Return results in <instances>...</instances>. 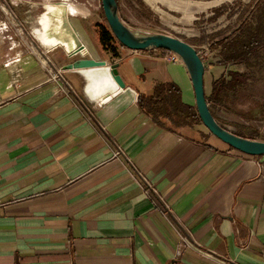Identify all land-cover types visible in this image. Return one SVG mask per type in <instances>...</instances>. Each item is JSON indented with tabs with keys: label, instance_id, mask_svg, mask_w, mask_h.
Here are the masks:
<instances>
[{
	"label": "crops",
	"instance_id": "1",
	"mask_svg": "<svg viewBox=\"0 0 264 264\" xmlns=\"http://www.w3.org/2000/svg\"><path fill=\"white\" fill-rule=\"evenodd\" d=\"M143 1L189 9L184 0ZM3 8L0 0V264H264V156L202 125L205 141L171 132L140 106L157 83L195 106L182 62L124 47L111 59L81 36L86 56L45 45L55 68L82 58L120 64L124 90L67 70L74 92L63 93L36 55L15 48Z\"/></svg>",
	"mask_w": 264,
	"mask_h": 264
},
{
	"label": "rangeland",
	"instance_id": "2",
	"mask_svg": "<svg viewBox=\"0 0 264 264\" xmlns=\"http://www.w3.org/2000/svg\"><path fill=\"white\" fill-rule=\"evenodd\" d=\"M184 1L187 2L185 5L188 6L189 12L174 13L165 7H151L143 0H118V3L121 19L134 31L165 34L181 39L195 46L207 65L218 55L215 44L238 32L242 24H245V20L250 15V4L252 3L254 8L264 4V0H252L250 3L249 0ZM43 2L65 3L71 16V22L85 43L91 47L98 42L97 24L108 25L104 16L102 0H2L5 9L3 8L1 14L11 24L9 27L11 33L9 31L7 34L13 33L14 41L20 42L24 49L31 42L35 46L43 48L35 34L39 28V17L44 10L41 5ZM254 24L257 25V22ZM21 40L26 41L27 44ZM92 42L94 43L92 44ZM86 52L87 50L84 51V54ZM157 54H162V51ZM262 55L264 56V52ZM167 57H173V54H168ZM224 71V68H208L205 75L207 94L211 92L212 75L219 77ZM258 79L260 80L250 83L242 97L236 101L235 115L240 112L247 113L252 109L256 110L260 104L264 105V69L258 73ZM255 112L259 114L258 110ZM216 115L219 123L231 132L247 136L256 134L258 139H264V121L250 122L219 112H216Z\"/></svg>",
	"mask_w": 264,
	"mask_h": 264
},
{
	"label": "trees",
	"instance_id": "3",
	"mask_svg": "<svg viewBox=\"0 0 264 264\" xmlns=\"http://www.w3.org/2000/svg\"><path fill=\"white\" fill-rule=\"evenodd\" d=\"M255 22L257 25L254 24ZM97 29L101 51L111 59H120L119 50L123 46L116 40L109 26L99 23ZM215 47L218 55L208 65L204 61L206 73L209 67L224 68L225 71L219 77L212 75L211 92L210 94L206 92V99L213 116L218 122L216 112L229 117L236 116L250 122L264 121L263 104L256 107L259 114L255 112V109L247 113L240 112L236 115L234 113L236 101L242 97L250 83L260 80L258 73L264 69V56L262 55L264 52V4L257 6L238 32L223 38L215 44ZM160 51L167 55L171 54L166 50ZM139 103L144 112L158 126L171 132L184 134L189 138L206 140L207 135L197 129L198 126L204 125L196 106L187 105L183 101L181 90L177 86L157 83L150 94L139 96ZM234 134L260 140L256 134L252 136L238 132Z\"/></svg>",
	"mask_w": 264,
	"mask_h": 264
},
{
	"label": "water",
	"instance_id": "4",
	"mask_svg": "<svg viewBox=\"0 0 264 264\" xmlns=\"http://www.w3.org/2000/svg\"><path fill=\"white\" fill-rule=\"evenodd\" d=\"M107 24L116 40L133 52L166 50L176 55L185 65L193 85L195 106L204 127L210 134L231 148L252 157L264 156V141L240 137L224 128L213 116L206 99V67L197 48L181 39L165 34H149L134 31L120 16L117 0H102ZM36 39L42 46L62 48L69 57L89 54L79 33L71 22L67 7L62 3L45 5L39 17ZM87 52L84 54V51ZM119 63L109 64L105 60L82 58L67 70H82L96 75H105L107 85L115 92L124 90L126 85L119 74Z\"/></svg>",
	"mask_w": 264,
	"mask_h": 264
},
{
	"label": "built area",
	"instance_id": "5",
	"mask_svg": "<svg viewBox=\"0 0 264 264\" xmlns=\"http://www.w3.org/2000/svg\"><path fill=\"white\" fill-rule=\"evenodd\" d=\"M23 39V38H22ZM24 44H27L26 41L21 40ZM21 47L20 42H15V48ZM26 51H29V53H32L37 56L38 60L41 62L42 67L48 72L50 76V81L57 84L58 88L63 93H69L74 92V89L68 79L66 78V72L67 68H55L52 61L47 56V52L45 50L41 49L39 46H35L34 43L27 44V48H25ZM153 51V52H157ZM173 61L181 62V60L173 54V57H170ZM177 59V60H176ZM21 61L20 56H15L13 58H8L5 62V67L10 68L14 66L16 63ZM6 102V100L3 98L2 94L0 93V107ZM102 127V126H101ZM103 130H105L104 127H102ZM121 154H123V151L118 148V150L115 151L114 156L119 157ZM4 203L0 201V208L4 207ZM182 240L185 241V238L183 235H181ZM220 264H239L237 262L231 261V260H222Z\"/></svg>",
	"mask_w": 264,
	"mask_h": 264
},
{
	"label": "bare ground",
	"instance_id": "6",
	"mask_svg": "<svg viewBox=\"0 0 264 264\" xmlns=\"http://www.w3.org/2000/svg\"><path fill=\"white\" fill-rule=\"evenodd\" d=\"M62 4H65V3H62ZM66 7H67V5H66ZM67 10H68V8H67ZM101 80H103L104 82H106L107 81V77L105 75H102Z\"/></svg>",
	"mask_w": 264,
	"mask_h": 264
}]
</instances>
